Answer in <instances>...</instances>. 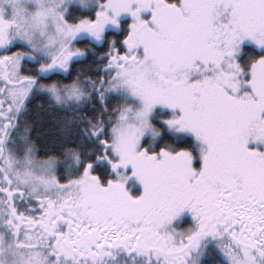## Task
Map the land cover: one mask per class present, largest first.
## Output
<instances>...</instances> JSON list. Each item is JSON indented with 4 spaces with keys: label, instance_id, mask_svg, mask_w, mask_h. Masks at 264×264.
Returning a JSON list of instances; mask_svg holds the SVG:
<instances>
[{
    "label": "snow or ice",
    "instance_id": "1",
    "mask_svg": "<svg viewBox=\"0 0 264 264\" xmlns=\"http://www.w3.org/2000/svg\"><path fill=\"white\" fill-rule=\"evenodd\" d=\"M0 264H264V0H0Z\"/></svg>",
    "mask_w": 264,
    "mask_h": 264
}]
</instances>
